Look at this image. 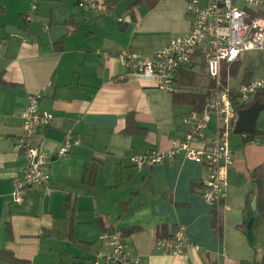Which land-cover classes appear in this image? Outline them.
Segmentation results:
<instances>
[{
	"label": "crops",
	"instance_id": "1",
	"mask_svg": "<svg viewBox=\"0 0 264 264\" xmlns=\"http://www.w3.org/2000/svg\"><path fill=\"white\" fill-rule=\"evenodd\" d=\"M93 1L105 12H85L78 0H0V255L8 251L29 264H93L107 250L102 236L119 232L132 259L141 257L142 264H264V219L252 208L253 173L264 176V108L255 104L237 113L229 137L234 165L218 210L201 196L208 168L185 153L136 169L133 155L166 151L186 139L191 128L183 118L193 108L175 104L164 89L142 85L118 55L152 60L173 38L188 33L187 0H143L121 19L107 7L110 0ZM33 8L27 23L23 17ZM58 26L68 32L54 41L51 30ZM194 62L195 73L202 70L200 59ZM230 66L235 74L227 87L237 96L242 85L264 78V51L245 52ZM209 84L210 79L197 92L182 90L201 94ZM34 94L42 95L40 109L54 116L53 125L34 140L51 158L50 180L15 203L13 179L25 158L14 145ZM131 113L143 134L124 132ZM217 126L209 115L204 137L193 148L210 145ZM68 130L81 144L65 159H52ZM250 216L253 242L243 228ZM180 227L198 248L181 255L154 249L159 228L170 235ZM0 264L13 263L0 257Z\"/></svg>",
	"mask_w": 264,
	"mask_h": 264
},
{
	"label": "built area",
	"instance_id": "2",
	"mask_svg": "<svg viewBox=\"0 0 264 264\" xmlns=\"http://www.w3.org/2000/svg\"><path fill=\"white\" fill-rule=\"evenodd\" d=\"M78 7L85 12H105V6L93 0H78ZM35 10L33 8L32 12L24 15L25 22L33 21ZM186 13L192 21L191 30L173 38L168 46L155 52L152 60L126 52L118 56L142 85L174 94L179 91L177 73L191 64L198 52H202L207 75L215 84L212 98L202 114L190 112L184 116V124L191 128L184 141L173 142L172 148L166 151L153 149L144 155H133L131 160L135 168L141 170L145 165L155 166L185 153L188 159L208 168L209 174L202 182L201 196L207 205L218 210L226 198L228 172L234 165L229 137L238 113L237 104L243 106L251 103L258 91L264 90V78H260L242 85L237 96H233L228 87H220L221 67L224 63L228 66L234 64L245 52L264 51V0H187ZM104 57L107 61L111 60L108 54ZM41 99V94L31 95L22 112V134L14 150L25 158V165L21 175L13 179L12 199L15 203L23 202L27 190L45 186L50 180L46 164L51 158L42 144H34L40 130L49 129L54 121L53 114L40 109ZM211 114L218 122L212 143L204 148H193V143L204 137ZM80 144L79 137L71 130L66 131L52 159H65L73 147ZM102 240L107 250L98 253L93 264L143 263L141 257L132 259L125 238L119 232L104 234ZM193 246L185 229L180 227L171 238L155 241L154 249L165 254L181 255Z\"/></svg>",
	"mask_w": 264,
	"mask_h": 264
},
{
	"label": "trees",
	"instance_id": "3",
	"mask_svg": "<svg viewBox=\"0 0 264 264\" xmlns=\"http://www.w3.org/2000/svg\"><path fill=\"white\" fill-rule=\"evenodd\" d=\"M142 1L143 0H139V2L134 7L138 6ZM118 3H119V0H110L107 2V7L113 10ZM196 59H200L202 70H206V62H205L204 54L202 52H198V54L193 57L192 63L181 68L179 72L177 73L176 83L179 88V91L173 94V101L175 104L189 105L193 108L192 112L202 114L205 111L207 104L212 98V94L215 88V84L213 83V81L210 80V84L205 93L200 94V93L184 92V90H182L185 88H191L194 84L195 77H196V73L194 70L197 67L194 61ZM227 68L229 72H227ZM234 74H235L234 67L232 66L227 67L225 63L222 64L221 80H220L221 86L220 87L223 89L226 88L228 76L234 75ZM249 83H246L244 85H248ZM233 100H235L234 97H233ZM255 104H258L264 108V90L258 91L253 102L243 105V106L237 104V109L239 111L240 108H245V107L252 106ZM124 132L126 134H143L144 133V129L140 128L136 124L135 116L132 113L128 114L126 117V128ZM253 179L256 183V188H257V192H256L257 206H256V211L254 213H256L257 215H259L261 218L264 219V176L258 173V171H256L255 173H253ZM251 218L252 217L250 216L243 225V228L245 231H247V226ZM218 219L219 218L217 216H214V225H215V228H218L217 230H219V220ZM100 224L102 225V221H100ZM176 230L174 232H176ZM133 232L134 231H131V232L129 231L126 233L130 234ZM174 232H172V234L169 235L167 233V230H165V228H159L157 230L156 241L171 238ZM0 257L5 260H8L9 262L13 264H29L25 260H20L16 258L13 255V253L8 252V251H4L0 255Z\"/></svg>",
	"mask_w": 264,
	"mask_h": 264
},
{
	"label": "water",
	"instance_id": "4",
	"mask_svg": "<svg viewBox=\"0 0 264 264\" xmlns=\"http://www.w3.org/2000/svg\"><path fill=\"white\" fill-rule=\"evenodd\" d=\"M139 2V0H123L121 1L120 3L117 4V6L115 7L114 9V16L118 19H121L122 16L124 14H126L127 12H129L137 3ZM8 30L10 32H13V33H21V32H15V28H11V27H8ZM63 32H68L67 28L65 27H55L51 30V34H52V37H53V40L55 41L58 37H60V35L63 33ZM260 108H263L262 106L258 105ZM256 206H257V200L255 199L252 203V208L254 211H256ZM253 222H254V219L252 218L250 221H249V224L247 226V230H248V237H249V240L251 242H253L254 238H253V232H252V225H253Z\"/></svg>",
	"mask_w": 264,
	"mask_h": 264
},
{
	"label": "rangeland",
	"instance_id": "5",
	"mask_svg": "<svg viewBox=\"0 0 264 264\" xmlns=\"http://www.w3.org/2000/svg\"><path fill=\"white\" fill-rule=\"evenodd\" d=\"M209 77H207L203 71L201 70V67L197 68L196 70V79L194 86L191 88H187V90L192 91V92H197L199 91L200 87L204 82H208ZM202 91V90H201Z\"/></svg>",
	"mask_w": 264,
	"mask_h": 264
}]
</instances>
